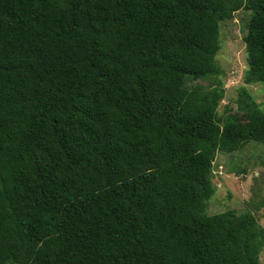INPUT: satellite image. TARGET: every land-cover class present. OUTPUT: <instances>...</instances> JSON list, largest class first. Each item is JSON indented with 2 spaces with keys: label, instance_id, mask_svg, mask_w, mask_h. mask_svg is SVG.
Masks as SVG:
<instances>
[{
  "label": "trees",
  "instance_id": "obj_1",
  "mask_svg": "<svg viewBox=\"0 0 264 264\" xmlns=\"http://www.w3.org/2000/svg\"><path fill=\"white\" fill-rule=\"evenodd\" d=\"M236 13L264 83V0H0V264H261L211 211L218 156L264 161V107L218 114Z\"/></svg>",
  "mask_w": 264,
  "mask_h": 264
},
{
  "label": "rangeland",
  "instance_id": "obj_2",
  "mask_svg": "<svg viewBox=\"0 0 264 264\" xmlns=\"http://www.w3.org/2000/svg\"><path fill=\"white\" fill-rule=\"evenodd\" d=\"M237 14H235L232 23L222 27L220 49L215 57V61L222 71L219 78L225 88V98L218 107L219 115H223L226 108L231 112L236 109L237 93L243 90L241 87L261 108L264 107V83L245 85L243 82L247 65L242 32L240 31L245 32L250 16L247 13V18L239 22ZM196 84L191 81L190 86ZM200 84L206 86V83ZM256 154L258 155L259 152L254 153L250 165L245 168L244 173L232 170L236 160L235 155L221 154L216 158L215 162L217 163L213 162L212 164L214 174L217 173L215 174L217 182L213 185L215 202L212 204L211 211L216 213L228 209L236 217L243 215L253 217L257 220V224L264 229V161L261 163L255 157ZM260 262L264 264V249L260 254Z\"/></svg>",
  "mask_w": 264,
  "mask_h": 264
},
{
  "label": "clouds",
  "instance_id": "obj_3",
  "mask_svg": "<svg viewBox=\"0 0 264 264\" xmlns=\"http://www.w3.org/2000/svg\"><path fill=\"white\" fill-rule=\"evenodd\" d=\"M215 174H217V173H215Z\"/></svg>",
  "mask_w": 264,
  "mask_h": 264
}]
</instances>
